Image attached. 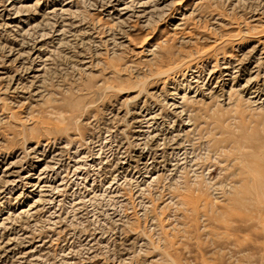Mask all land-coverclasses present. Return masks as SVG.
<instances>
[{"label": "rangeland", "instance_id": "374dc122", "mask_svg": "<svg viewBox=\"0 0 264 264\" xmlns=\"http://www.w3.org/2000/svg\"><path fill=\"white\" fill-rule=\"evenodd\" d=\"M0 264H264V0H0Z\"/></svg>", "mask_w": 264, "mask_h": 264}]
</instances>
